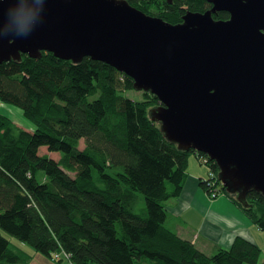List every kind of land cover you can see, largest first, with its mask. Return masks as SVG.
Returning a JSON list of instances; mask_svg holds the SVG:
<instances>
[{
	"label": "trees",
	"instance_id": "trees-1",
	"mask_svg": "<svg viewBox=\"0 0 264 264\" xmlns=\"http://www.w3.org/2000/svg\"><path fill=\"white\" fill-rule=\"evenodd\" d=\"M126 1L170 23L185 9L203 12L210 5ZM227 17L220 11L214 18ZM130 89L129 76L90 57L73 63L42 52L0 63V100L34 125L20 128L0 113V264H31L2 232L49 260L73 264H264L261 248L245 238L206 255L169 227L164 203L180 195L190 154L207 166V177L215 174L210 192L228 196L261 230L264 198L249 191L243 205L226 192L213 160L177 148L149 118L157 97L144 92L134 100L125 95ZM41 146L60 158L39 154Z\"/></svg>",
	"mask_w": 264,
	"mask_h": 264
},
{
	"label": "water",
	"instance_id": "water-1",
	"mask_svg": "<svg viewBox=\"0 0 264 264\" xmlns=\"http://www.w3.org/2000/svg\"><path fill=\"white\" fill-rule=\"evenodd\" d=\"M206 1L170 23L126 0H0V63L50 52L114 67L157 97L163 136L206 154L246 205L249 191L264 198V0Z\"/></svg>",
	"mask_w": 264,
	"mask_h": 264
},
{
	"label": "crops",
	"instance_id": "crops-1",
	"mask_svg": "<svg viewBox=\"0 0 264 264\" xmlns=\"http://www.w3.org/2000/svg\"><path fill=\"white\" fill-rule=\"evenodd\" d=\"M206 177L207 166L195 154H190L180 195L164 203L170 216L169 227L206 255L229 248L235 237L245 238L261 248V263L264 260V230L252 223L228 196L220 194L210 198L201 185ZM16 242L13 241V248L25 253L31 264H73L65 257L49 260Z\"/></svg>",
	"mask_w": 264,
	"mask_h": 264
},
{
	"label": "rangeland",
	"instance_id": "rangeland-1",
	"mask_svg": "<svg viewBox=\"0 0 264 264\" xmlns=\"http://www.w3.org/2000/svg\"><path fill=\"white\" fill-rule=\"evenodd\" d=\"M206 1V0H205ZM207 3H208V1H206ZM209 7H208V9H210V8H212V3L211 2H209ZM207 10V9H206ZM186 11H189L188 9H185L184 10V12L180 15V17H179V19H180V21H178V22H182V15H184L185 14V12ZM191 11V10H190ZM218 12V11H217ZM217 12H212L211 13V15H212V17L214 18L215 17V15H216V13ZM166 21V20H165ZM133 82V81H132ZM144 92H148V93H150L151 94V92L148 90V91H145L144 89H140V90H138V89H135L134 87H133V89H130V90H127L126 91V93H125V95L127 96V97H129V98H131V99H134V100H141V99H143V93ZM154 95V94H153ZM156 105H153V106H148L147 107V111L149 112V110L151 109V108H153V107H155ZM0 113H2V114H5L6 116H8L18 127H20V128H23V129H26V130H30V131H32V130H34V125L30 122V121H28V119H26L24 116H23V114H22V112H21V110L17 107V106H15V105H13V104H10V103H7V102H3V101H1L0 100ZM84 145H85V143H84V139H80L79 140V142H78V149H83L84 148ZM39 154H48V156L49 157H51V158H53L54 160H58L59 158H60V153L59 152H50V151H48L47 150V148L45 147V146H41L40 148H39ZM208 159H209V157H208ZM209 161H210V159H209ZM218 168V167H217ZM218 172H219V170H218ZM218 172H217V174H218ZM70 175H73V173H71V172H68ZM38 176L39 177H41L42 176V171H40L39 173H38ZM217 178H218V175H217ZM204 187H205V189L209 192V193H211L210 192V190L209 189H212V188H210L209 186H207V185H204ZM209 193H207L208 194V196L210 197V198H215V197H217L218 195H220L221 193H217V195L216 196H212L211 194H209ZM222 196H224L225 194H221ZM235 195V194H234ZM137 196L140 198V203L143 205L144 203H143V198H142V196L140 195V194H138L137 193ZM236 196V195H235ZM3 233V235L4 236H6V237H10V239L12 240L11 241V246L12 247H14L13 246V241H17L16 243H21L22 245H24L25 247H28L29 249H31L32 251H34L35 252V250L30 246V245H28L27 243H25V242H23V241H20L19 239H17L16 237H14V236H11V235H9V234H7V233H5V232H2ZM19 248H22V247H19ZM25 250V249H24ZM28 253L30 252V250L29 251H27ZM30 254V253H29ZM39 255V254H38ZM263 255V254H262Z\"/></svg>",
	"mask_w": 264,
	"mask_h": 264
},
{
	"label": "built area",
	"instance_id": "built-area-1",
	"mask_svg": "<svg viewBox=\"0 0 264 264\" xmlns=\"http://www.w3.org/2000/svg\"><path fill=\"white\" fill-rule=\"evenodd\" d=\"M205 161H206V160H204V162H205ZM214 178H216L215 174L212 173V172H209L208 177H207L206 179L203 180V183L206 184L207 186L215 185V179H214ZM214 190H215V189H214ZM215 191H216V190H215ZM215 191H213V192L211 193L212 196H215V195H216V192H215ZM64 254H65V253H64ZM55 256H57V255H55Z\"/></svg>",
	"mask_w": 264,
	"mask_h": 264
},
{
	"label": "flooded vegetation",
	"instance_id": "flooded-vegetation-1",
	"mask_svg": "<svg viewBox=\"0 0 264 264\" xmlns=\"http://www.w3.org/2000/svg\"><path fill=\"white\" fill-rule=\"evenodd\" d=\"M218 12H220V11H218ZM221 12H226V11H221ZM226 13H228V12H226ZM228 17H229V14H228ZM227 17V18H228ZM227 18H224V19H227ZM216 20H219V19H222V18H215ZM224 19H222V20H224Z\"/></svg>",
	"mask_w": 264,
	"mask_h": 264
},
{
	"label": "bare ground",
	"instance_id": "bare-ground-1",
	"mask_svg": "<svg viewBox=\"0 0 264 264\" xmlns=\"http://www.w3.org/2000/svg\"><path fill=\"white\" fill-rule=\"evenodd\" d=\"M208 3H209V2H208ZM196 153H200V154H201L202 152H200V151H196ZM203 154H204V153H203ZM205 155H206V154H205Z\"/></svg>",
	"mask_w": 264,
	"mask_h": 264
}]
</instances>
